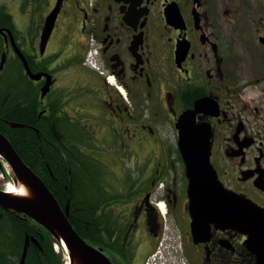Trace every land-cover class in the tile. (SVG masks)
Returning a JSON list of instances; mask_svg holds the SVG:
<instances>
[{
  "label": "flooded vegetation",
  "instance_id": "af4514ba",
  "mask_svg": "<svg viewBox=\"0 0 264 264\" xmlns=\"http://www.w3.org/2000/svg\"><path fill=\"white\" fill-rule=\"evenodd\" d=\"M57 1L0 0V99L27 109L14 128L51 178L52 151L78 169L87 243L111 264H264V0H60L42 45ZM185 125L209 176H187ZM100 154L136 169L103 178Z\"/></svg>",
  "mask_w": 264,
  "mask_h": 264
},
{
  "label": "water",
  "instance_id": "95a60500",
  "mask_svg": "<svg viewBox=\"0 0 264 264\" xmlns=\"http://www.w3.org/2000/svg\"><path fill=\"white\" fill-rule=\"evenodd\" d=\"M60 6V0L57 1L55 7L47 15L46 21H44V27L41 37L42 45H44L51 31L54 20L57 14V10ZM2 55L1 64L4 60ZM26 71L31 78H40V74H31V70L25 62ZM47 82L44 86L43 92L46 91ZM187 113L181 116L182 122L187 121ZM12 127H22L23 123L10 122ZM179 146L183 159L186 164L187 176L191 181V174L195 170L204 169V173L209 176L208 163L205 162H194L192 156L201 153L190 152L187 148L191 145L190 143V131L186 125L181 129L180 132ZM0 157L6 162L11 170L14 184L19 186L23 185L26 189V194H16L7 192L6 190L0 189V206L4 209L14 210L31 218L37 224L44 227L49 234H51L56 240L63 241L67 248V255L69 264H111L109 260L96 250L92 244L82 238L73 227L72 223L69 222V203H66L64 209L57 202L56 197L53 195L51 190L47 187L45 182L40 176L26 163L23 161L21 156L15 151V148L9 141V139L0 132ZM208 164V165H207ZM193 184H189V195L190 196V207L197 206V209L204 213L207 210L208 199L202 195L193 197L191 194V187ZM224 204H228V208H224L228 213H232L233 209H248L250 206L242 200L235 199L233 197H227L224 199ZM232 206V207H231ZM225 207V206H224ZM29 245V237L25 236L22 254L20 256V263L23 264L26 256L27 248Z\"/></svg>",
  "mask_w": 264,
  "mask_h": 264
},
{
  "label": "trees",
  "instance_id": "16d2710c",
  "mask_svg": "<svg viewBox=\"0 0 264 264\" xmlns=\"http://www.w3.org/2000/svg\"><path fill=\"white\" fill-rule=\"evenodd\" d=\"M13 101L15 100H9L8 103L2 102L0 99V118L24 122L25 119L23 118H26L27 109L13 107ZM0 128L9 138L23 161L29 164L54 190L57 202L62 207L67 202L69 203V220L77 233L84 238L91 239V234L83 231V226H81L82 222L79 214H82V212L79 206L82 205L83 209H86L83 212L86 214L83 215L90 217V214H88L90 212H87V210L94 209V202L90 200L80 202L77 200L76 194L79 193L76 182L79 177L78 169L72 166V174L69 175L63 167L64 162L60 155L52 151L50 160L52 161L51 166L54 177L51 178L44 166V152L37 150L40 144L30 129L11 127L1 119ZM41 165L43 168H41ZM1 170L2 172L5 171L3 168ZM84 173L87 177L92 176L91 170H85ZM0 209L2 208L0 207ZM26 235L30 238V242L23 264H63V260L52 245L53 242H56L55 239L45 228L22 213H2L0 215V264H19Z\"/></svg>",
  "mask_w": 264,
  "mask_h": 264
},
{
  "label": "rangeland",
  "instance_id": "374dc122",
  "mask_svg": "<svg viewBox=\"0 0 264 264\" xmlns=\"http://www.w3.org/2000/svg\"><path fill=\"white\" fill-rule=\"evenodd\" d=\"M25 7L29 6L28 8L31 10V5H24ZM68 77H65L64 80L67 81ZM101 157L103 163H104V167L105 168V174H103V178H120V176H118V173L121 169L126 168L125 171H127V173H132L136 168L133 165V157L128 156L127 158L123 159V163L125 165L122 164V166H120L121 161L118 160L117 158L113 157V155H101L98 156ZM121 168H120V167ZM10 170V169H9ZM8 170V171H9ZM108 171V174H107ZM114 171L116 172L115 174L117 175V177H113L114 176ZM6 181L5 178L0 174V187H5L6 186ZM12 182V181H11ZM117 185H119V183H116ZM54 239V238H53ZM55 244V245H53ZM53 248L54 250L60 255L61 259L63 260V264H66V261H68L67 259V253H65L63 251V249L60 247V244H57L56 242H53Z\"/></svg>",
  "mask_w": 264,
  "mask_h": 264
},
{
  "label": "bare ground",
  "instance_id": "6f19581e",
  "mask_svg": "<svg viewBox=\"0 0 264 264\" xmlns=\"http://www.w3.org/2000/svg\"><path fill=\"white\" fill-rule=\"evenodd\" d=\"M9 192H12V193H16V194H26V189L23 185H13V183H10L8 182L7 184V187ZM160 208L163 209L164 208V205L163 203H160ZM64 242L63 241H59V244H60V247L63 249V251L66 253L67 252V248L65 246V244H63ZM68 264V261L67 263Z\"/></svg>",
  "mask_w": 264,
  "mask_h": 264
}]
</instances>
